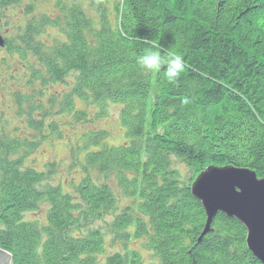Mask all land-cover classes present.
<instances>
[{
	"label": "trees",
	"instance_id": "trees-1",
	"mask_svg": "<svg viewBox=\"0 0 264 264\" xmlns=\"http://www.w3.org/2000/svg\"><path fill=\"white\" fill-rule=\"evenodd\" d=\"M114 8L117 22L111 26L102 16L91 31V22L73 7L66 41L37 52L33 80L60 82L73 73V94L98 106L101 117L109 104H120L124 142L103 146L104 133L95 135L76 202L46 183L47 171L9 158L20 147L17 141L1 140L0 249L12 264H95L104 233L82 232L79 223L111 212L116 201L107 184L93 179L94 170L114 173L124 197L136 201L149 225L131 217L127 207L110 227L133 228L132 237L145 239L158 264H259L246 249L242 225L222 213L214 217L213 231L197 240L204 210L166 167L172 155L189 167L232 165L264 177V0H122ZM153 46L162 55L183 54L185 71L175 82L163 70L147 73L138 65L137 58ZM153 86L169 93L153 99ZM63 106L71 110V99ZM157 127H163L160 136ZM41 202L49 209L46 224L38 227L24 215ZM107 264L142 262L131 252Z\"/></svg>",
	"mask_w": 264,
	"mask_h": 264
},
{
	"label": "rangeland",
	"instance_id": "rangeland-1",
	"mask_svg": "<svg viewBox=\"0 0 264 264\" xmlns=\"http://www.w3.org/2000/svg\"><path fill=\"white\" fill-rule=\"evenodd\" d=\"M120 4L122 6V0H14L7 5L0 4V39L3 42L0 47V141H17L20 147L9 154V158H20L25 168H32L36 172L47 171L46 183L52 187H60L64 194L70 195L75 201L84 173L82 165L86 154L94 149L95 135L104 133L99 141L103 146H118L124 142V128L119 119L122 106L111 103L106 108L105 116H99L98 106L84 102L73 94V73L60 82H50L47 78L33 80V72L39 68L37 52L47 53L53 46L66 41V18L73 7H78L83 12L91 22V31H94L101 24L102 16L111 26L114 25L112 23L118 16L114 5L121 8ZM154 87L150 91L153 99L156 95L159 98L169 93ZM66 97L71 99V110L63 106ZM77 113L84 115L79 119ZM36 123L38 126L35 127ZM162 131L163 127H157L156 136H160ZM206 165L208 164L201 169L194 165L189 167L170 155L166 174L175 172L177 179L185 182L190 189V185L206 169ZM210 166L246 170L252 172L257 180H264V177L250 168ZM225 173L234 172H224L227 176ZM91 175L98 183L109 186L116 201L111 212L80 220L82 232L97 229L104 233L103 249L94 256L95 264H107L113 256L122 257L131 252L138 254L142 264H158L155 255L144 246L145 239L132 237L133 228L118 232L110 227L114 217L127 207H132L129 212L131 217L140 216L145 226L149 227L146 225L147 217L140 214L136 201L124 197L117 185L118 177L114 173L103 175L94 170ZM78 201L79 199L76 202ZM48 209L49 204L41 202L35 211L24 215V220L41 227L46 224ZM242 227L246 233V249L262 264L248 249V231L245 226ZM210 228H203L197 240L211 233L213 230ZM7 254L11 259V255Z\"/></svg>",
	"mask_w": 264,
	"mask_h": 264
},
{
	"label": "water",
	"instance_id": "water-1",
	"mask_svg": "<svg viewBox=\"0 0 264 264\" xmlns=\"http://www.w3.org/2000/svg\"><path fill=\"white\" fill-rule=\"evenodd\" d=\"M2 45L0 39V47ZM226 171L234 173H225L226 176ZM191 194L201 202L207 221L211 222L213 215L222 212L245 226L248 249L264 264V180H257L246 170L209 166L191 185ZM0 264H11L10 256L2 249Z\"/></svg>",
	"mask_w": 264,
	"mask_h": 264
},
{
	"label": "clouds",
	"instance_id": "clouds-1",
	"mask_svg": "<svg viewBox=\"0 0 264 264\" xmlns=\"http://www.w3.org/2000/svg\"><path fill=\"white\" fill-rule=\"evenodd\" d=\"M137 63L147 73L159 74L162 70L169 82H175L185 71L184 56L177 51H169L166 55L154 46L149 47L142 55L137 58ZM187 99L183 103H187Z\"/></svg>",
	"mask_w": 264,
	"mask_h": 264
},
{
	"label": "bare ground",
	"instance_id": "bare-ground-1",
	"mask_svg": "<svg viewBox=\"0 0 264 264\" xmlns=\"http://www.w3.org/2000/svg\"><path fill=\"white\" fill-rule=\"evenodd\" d=\"M206 166L209 167L210 164H208V165H206ZM207 167H206V168H207ZM198 175H199V174H198ZM198 175H197V176H198ZM196 178H197V177H196ZM196 178H195V179H196ZM189 190L191 191V185H190V189H189ZM191 195H192V194H191ZM192 196H193V195H192ZM193 197H194V196H193ZM194 198H195V197H194ZM195 199H196V198H195ZM196 200H197V199H196ZM197 201H199V200H197ZM199 202H200V201H199ZM200 204H201V202H200ZM201 207H202V205H201ZM202 208H203V207H202ZM203 210H204V209H203ZM204 213H205V211H204ZM217 213H222V212H217ZM217 213H216L215 215H213L211 219H214V217L217 215ZM222 214H224V213H222ZM224 215H225V214H224ZM225 216H226V215H225ZM207 217H208V216H207V214L205 213V222H204V227H203L204 229H205V227H206V228L211 227V224H212V221H213V220H211V222H210V221H207V219H208ZM226 217H227V216H226ZM209 219H210V218H209Z\"/></svg>",
	"mask_w": 264,
	"mask_h": 264
}]
</instances>
